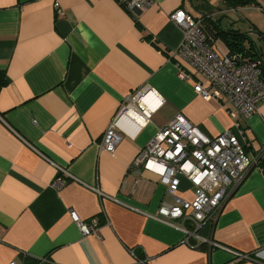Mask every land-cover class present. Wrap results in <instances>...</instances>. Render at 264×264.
<instances>
[{
	"label": "crops",
	"instance_id": "0c3cea01",
	"mask_svg": "<svg viewBox=\"0 0 264 264\" xmlns=\"http://www.w3.org/2000/svg\"><path fill=\"white\" fill-rule=\"evenodd\" d=\"M253 7L153 0L133 15L116 0H0V264H37L43 257L56 264H264L262 169L252 167L213 222L197 230L223 247L198 243L159 219L161 202L172 201L166 185L150 170L128 169L177 113L210 137L233 129L250 155L264 147V99L243 120L232 118L227 101L196 94L195 80L177 75L174 53L183 35L169 18L183 9L247 34L264 53L255 32L264 28L248 12ZM214 41L229 51L223 39ZM144 87L158 92L160 107L139 130L122 131L113 153L102 149L123 99ZM179 179L176 195L193 200L189 180ZM93 188L116 200L101 203ZM72 212L85 222L96 216L95 232L82 236Z\"/></svg>",
	"mask_w": 264,
	"mask_h": 264
},
{
	"label": "built area",
	"instance_id": "2783aa9c",
	"mask_svg": "<svg viewBox=\"0 0 264 264\" xmlns=\"http://www.w3.org/2000/svg\"><path fill=\"white\" fill-rule=\"evenodd\" d=\"M130 13L147 9L153 0H116ZM57 13L58 3H55ZM264 10V6L262 8ZM169 18L182 31V41L175 51L180 59L178 77L182 80L194 79V91L204 99H221L231 105L232 118L247 120L258 112L259 102L264 99V83L260 75L264 65V53L253 58L243 59L239 52L222 53L215 45L203 24L202 17H194L183 9H176ZM264 38V31L262 33ZM184 62L192 71L181 66ZM195 75V76H194ZM162 98L152 88L144 87L123 99L118 114L108 124L104 132L101 148L113 153L120 141V133L132 134L145 126L153 113L162 104ZM132 112L133 114H130ZM238 127L237 120L234 122ZM264 159V147L250 155L233 129L223 130L216 136H208L196 125L190 123L182 114L177 113L150 140L142 146L128 169L150 170L160 176L166 185L171 202H161L157 214L159 219L181 228L187 237L194 236L198 243L223 247L212 240L197 234V230L206 222H213L225 201L234 193L249 170ZM63 173L67 174L62 168ZM68 175V174H67ZM185 176L193 189L191 201L176 195L179 188V176ZM138 178L135 177L136 184ZM64 183L62 178L56 186ZM100 202L115 197L99 188H93ZM82 236L94 233L99 222L96 216L87 222L71 213ZM178 220V225L175 221ZM185 221L192 228L185 227ZM236 257L246 258L245 254L233 251ZM9 264H19L13 260ZM37 264H56L48 258L39 259Z\"/></svg>",
	"mask_w": 264,
	"mask_h": 264
},
{
	"label": "trees",
	"instance_id": "16d2710c",
	"mask_svg": "<svg viewBox=\"0 0 264 264\" xmlns=\"http://www.w3.org/2000/svg\"><path fill=\"white\" fill-rule=\"evenodd\" d=\"M227 6L231 8H238L243 6H258L261 9L263 6L260 5V3L257 0H223ZM204 29L205 31L211 35V37L215 40L217 37H220L223 39L225 44L227 45L229 51L228 52H239L243 53L246 56H249L250 58H253L259 54H261L259 51H257V48L252 41L245 33H240L236 30H224L220 27H217L214 23L210 22L209 20H205L204 22ZM257 35H259L261 38L263 31H255ZM264 39V38H263ZM215 42V41H214ZM260 78L262 82L264 83V65L261 69V75Z\"/></svg>",
	"mask_w": 264,
	"mask_h": 264
},
{
	"label": "rangeland",
	"instance_id": "374dc122",
	"mask_svg": "<svg viewBox=\"0 0 264 264\" xmlns=\"http://www.w3.org/2000/svg\"><path fill=\"white\" fill-rule=\"evenodd\" d=\"M253 8L254 9H258V10L250 9L248 12H250L251 14H254V17H255V19H256L259 27L264 28V10H262V9L259 10V8H257L256 6L253 7ZM243 12H244L243 9L240 8L238 14L240 16H243L244 15ZM233 15L234 14H231V13L229 14V16H233ZM228 23H229V19L228 18H226L225 20H223L224 27L225 26L227 27L228 26ZM262 46H263V43H262Z\"/></svg>",
	"mask_w": 264,
	"mask_h": 264
},
{
	"label": "bare ground",
	"instance_id": "6f19581e",
	"mask_svg": "<svg viewBox=\"0 0 264 264\" xmlns=\"http://www.w3.org/2000/svg\"><path fill=\"white\" fill-rule=\"evenodd\" d=\"M130 114H133L132 112H130Z\"/></svg>",
	"mask_w": 264,
	"mask_h": 264
}]
</instances>
